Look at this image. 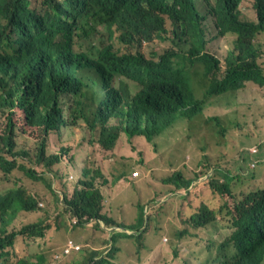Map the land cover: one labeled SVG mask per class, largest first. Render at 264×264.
<instances>
[{
  "label": "trees",
  "instance_id": "trees-1",
  "mask_svg": "<svg viewBox=\"0 0 264 264\" xmlns=\"http://www.w3.org/2000/svg\"><path fill=\"white\" fill-rule=\"evenodd\" d=\"M171 1L174 7L168 6V0H63L62 4L45 0L48 12L41 16L28 12L25 0H0V22L6 21V26L0 25V96L7 91L10 106H14L15 99L19 108L24 111L28 124L43 127L45 132L58 130L64 124L62 106L69 100H74L75 107H71L69 103L68 106L74 109L76 126L83 123L91 131L99 130L101 138L97 143L102 149L113 151L121 140V135L126 136L129 141L141 137L144 124L150 126L145 135L146 141L154 143L152 135L157 125L166 128L178 116H193L201 112L208 102L228 94L262 93L264 66L261 58L264 53L261 57L257 55L256 39L264 37V0H253L255 23L240 21L241 12L236 11L237 4L234 0L218 1V17L212 14L215 19L218 18L216 29H220L216 40L225 36L232 38L228 43L229 53L225 63L210 56L204 66L208 86L203 100H193L190 97L183 82L172 76L168 60L155 65L154 61L139 56L117 58L110 49L102 52L97 60L73 54L74 35L85 32L86 29H94L97 25L108 28L117 26L126 44L135 40H151L165 32L161 26L164 21L158 13L174 14L177 18L178 23L175 25L182 32L177 33V28L173 31L176 42L191 44L198 50L206 51L207 44L201 25L204 18L190 16L186 20L183 13L191 11L190 1ZM175 7H180L182 13L177 12ZM116 75L139 82L144 90L136 98L127 99L114 86ZM84 80H88L93 86L99 84L93 90L92 98L83 92L86 87ZM190 103V108H186ZM114 119L121 122L115 123ZM109 121L111 123L108 124ZM260 147L259 149H263L264 145ZM10 153L12 156L18 154L15 149ZM249 157L251 160H261L264 152ZM60 158L58 154L47 156L53 165L59 164ZM235 164L236 173L243 171L244 166L239 161ZM212 167V177L207 183L200 184L206 199L186 204L180 213L181 218L193 228L204 226L209 218H217V213L208 207L207 201L218 194L220 201L226 202L217 209L218 218H233V232L221 245V249L231 247L236 251L228 264H264V193L258 197L245 195L240 200L229 186L233 166L226 172L220 167ZM85 168L89 169L91 176L85 175V169H82L83 178L79 183L84 187L76 184L64 192L63 206L66 209L73 208L78 215L99 216L104 209L102 189L95 182L92 169ZM12 172V162L2 161L0 257L4 256L15 264H50L52 254L49 255L48 251L33 255L35 249L30 250L28 246L19 253L13 251L18 236L44 237L47 227H43V220L39 216L31 218L38 219L37 223L24 226L19 231L9 233L8 228L14 217L24 211L23 206L32 205L36 211L40 207L44 210L42 215H45L49 208L56 205L54 202L60 201L58 195L44 179L45 194H36L23 187L14 188ZM133 172L135 171L131 173ZM24 174L34 181H42L36 176L31 177V171H25ZM175 177L165 182H175ZM191 182L192 180H184V191L194 197L196 189L189 191ZM32 189L41 190L38 186ZM49 196L53 199L51 204L46 202V197ZM148 209V205L136 207L141 215L139 222L143 221ZM151 216L148 213L147 221ZM146 225L136 226L139 236L138 264H143L144 259L152 254V248L144 236ZM117 226L126 227L124 224ZM176 246L177 242H172L170 247L158 253L157 259L151 264H180L182 256L175 252ZM145 252L149 253L148 257ZM110 258L114 260V254ZM109 264H113L112 261Z\"/></svg>",
  "mask_w": 264,
  "mask_h": 264
},
{
  "label": "rangeland",
  "instance_id": "rangeland-1",
  "mask_svg": "<svg viewBox=\"0 0 264 264\" xmlns=\"http://www.w3.org/2000/svg\"><path fill=\"white\" fill-rule=\"evenodd\" d=\"M30 2L32 9L39 6V0H30ZM211 3L214 6L216 0H211ZM199 10L204 17L201 25L207 44L206 53L223 64L228 57V43L232 37L225 36L216 40L220 34V29H216L218 18L209 16L201 6ZM240 11L241 22H256L251 1L245 0L240 6ZM165 20L166 22L161 24L167 33L164 36L165 40H155L151 44L143 45L140 50L148 60L157 61L167 51H179L173 37V31L177 26L167 17ZM180 32H182L181 29L177 28V33ZM98 40V42L105 41L106 37L100 35ZM111 43L120 55L135 53L134 49L119 43L117 34ZM256 44L257 55L261 57L264 53V37L260 36L256 39ZM76 50L80 51V48L77 47ZM261 61L264 66V56ZM184 67L190 76V86L193 93L195 92L196 100H203L208 86L204 77V66L197 61L193 63L187 61ZM114 86L125 96H132L138 91L136 85L123 79H116ZM262 91V93L249 95L228 94L205 104L200 114L190 117L178 116L166 128L157 125L152 135L154 143L150 145L143 138L129 141L122 136L115 150L106 151L97 144L98 138L101 137L99 130L91 131L83 123L77 128H68L58 135H51L45 142L46 153L50 157L61 155V163L53 167V172L58 179L55 180L57 184H53L52 189H55L60 199L64 191H69L76 186L77 177L83 168L85 175L91 176L89 169L85 168L90 167L95 182L102 189L104 212L109 213L112 209L116 220L130 223L133 227L139 224L145 226L147 216L144 215L143 221L139 222L141 215L136 211V207L149 206L147 212L152 214L149 219L152 220V227L156 234L148 240L151 248L161 246L162 239L167 237V243H169H166L167 246L170 247L172 242H177L175 252L182 255L180 264H222L223 262L228 264L227 261L236 254V251L231 247L221 249V245L232 233L233 218L219 219L217 211L226 202L220 201L219 195L214 194L215 198L208 200L207 205L209 208L216 207V222L204 229H195L181 218L180 213L186 204L193 200L200 202L206 199L200 183L194 182L197 183L193 186L196 189L194 197L189 196L188 193L182 196L173 195L172 198L168 195L178 190L177 184L180 182L178 174L183 180H198L210 174L212 177L214 169L212 166L220 167L224 172L232 163L233 168L230 171L234 178L229 182V186L240 200L245 195L252 194L258 197L264 193V157L261 160H251L249 157L261 151L264 152V148L259 149L261 145H264V88ZM14 113L10 119L16 127L15 152L21 154L18 160L26 168H32L36 177L40 178L39 174H43L44 168L36 160V154L43 142V137L38 130L25 127L24 118L20 112L15 110ZM8 114L7 108H0V135H3L8 126ZM6 157L10 158L9 155ZM237 161L244 166V179L236 174ZM253 161L257 162L254 166ZM136 170L141 172V179L135 183L130 176L131 172ZM12 174L14 187L23 183L21 186L30 192L45 194L43 183L28 179L20 170H15ZM253 174L254 177L250 178ZM70 175L76 178L70 181L68 179ZM172 176H176V181L165 183V180ZM45 182L50 185V178H46ZM30 186H38L41 190L30 189ZM180 188H183L182 184ZM1 193L3 190H0ZM165 198L169 200L159 205L156 203L157 200ZM46 202L53 203L51 196L46 197ZM54 204L56 205L49 208L45 215H42L44 210L40 207L38 212L28 215L31 218L39 216L43 220V227H53L49 231L51 240L49 244L54 245V249L60 246L63 250L68 239L80 241L79 237L82 234L89 235L92 240H95L98 231L107 232V230H97L95 226L78 224L60 201ZM119 206L125 207L123 210L116 211L115 208ZM223 212L225 213L226 210ZM31 218H24L25 224L38 222V219L31 220ZM20 228L19 226L12 230ZM39 241L40 239L36 240L33 255L42 251ZM144 254L146 257L149 256L147 252ZM68 258L70 259L71 256L69 255ZM127 264H137V260L129 258Z\"/></svg>",
  "mask_w": 264,
  "mask_h": 264
},
{
  "label": "clouds",
  "instance_id": "clouds-1",
  "mask_svg": "<svg viewBox=\"0 0 264 264\" xmlns=\"http://www.w3.org/2000/svg\"><path fill=\"white\" fill-rule=\"evenodd\" d=\"M9 1H14V0H9ZM54 1L58 4H62V2H63V0H54ZM189 1H190L192 9L189 13H183V17L186 20L190 16L202 17V13L199 10V6H201L207 12V14L209 16L214 14L215 16L218 17V10H219L218 1L219 0H216V3L214 6L212 5L211 0H189ZM244 1L245 0H243V1L234 0V2L237 4L236 11H240V6ZM249 1H251L253 3V9H254V1L253 0H249ZM25 2L27 3V11L30 13H35L37 15L43 16L46 12H48V8L45 4V0H39V6L35 9H32V4H31L30 0H25ZM167 3H168L169 7H172V6L174 7L173 1L168 0ZM175 8H176L177 12L182 13V10L180 7H175ZM158 15L164 22H166L165 18L167 17L172 22V24L175 25V23H178L176 20L177 18L175 17L174 14L158 13ZM0 25L2 27L6 26V21H4V20L1 21ZM164 31H165L164 33H160L159 35L154 36L151 40H135L133 42L126 44L123 42L122 33L119 31L117 26L114 25V26L108 28L105 25H97L94 27V29H86L85 32H77V34L74 35L73 41H72V52L74 55H77V56H86L91 60H97L102 52H104L107 49H110L112 54H114L117 58L139 56L145 60H148L141 53L140 50L142 49L143 45L151 44L155 40L164 41L165 40L164 36L167 34L165 29H164ZM116 34L118 35L119 43L124 47H129V48L134 49L135 50L134 54L133 53H127V54L120 55L115 50V48L111 42L113 41L114 36ZM100 35L102 37H106V40L98 42L99 41L98 37ZM57 43H58V41H57ZM86 45H87V47H86ZM176 46L179 48V51H167L163 56L159 57L157 61H155V60H152V61L155 62V65H160L164 61L168 60L169 64H170L172 76L175 79L183 82V84L185 85L190 97H192L193 100L197 99L194 95L195 92L193 93V91L191 89V86H190L191 79H190V76L188 75L187 71L185 70L184 63L187 61H189L190 63L197 61L200 64H202L203 66H205L208 58H210V55L207 54L206 51L198 50L196 47H194L191 44L176 42ZM77 47L80 48V51L76 50ZM187 47H189V48H187ZM114 78H115V80L116 79L126 80L128 82L133 83L134 85H136L138 87V91L135 94H133L132 96H127L130 99L136 98L144 90L143 85H141L139 82L134 81L128 77L116 75V76H114ZM83 83L86 86L83 89L84 94H86L89 98H92V96H91L92 92H93V90H95L99 87V84L97 83L96 86H93V84L91 82H89L88 80H84ZM6 92L0 96V108H7L9 111L8 126L5 130V132L3 133V135H0V164H2V161H11L12 165H13V171H15V170H20L22 172L31 171L32 172L31 177L36 176V173L34 172V170H32V168H26L24 166V164H21V162L18 160V157L21 154L18 153V154H15L14 156H12V154L10 153V151L12 149L16 148V141H15L16 127L12 123L10 117H13L15 114L14 111L17 110L18 112H20L23 115L25 127L28 129L38 130L43 137V142H42V144H41V146H40V148L36 154V160L44 168L43 174H39V176H40L41 180L44 179V182H45L46 178L49 177L51 180L50 184L52 185V188H53V184H57L55 180L58 179V177L53 172V167L55 165H53L47 159L48 155L46 153L45 142H46L47 137H50L51 135H58L61 131L67 130L68 128H77V126H76L77 120L75 119V114L73 112L74 109L70 108L68 106V103H69L71 105V107H75L74 100H69L67 103H65L62 106L64 124L58 130H50L48 132H45V129L43 127L31 126L28 124L24 111L19 108L15 99H14V106L13 107L10 106ZM191 104L192 103H190L186 108H190ZM114 122L120 123L121 121L118 119H114ZM109 123H111V121H109L108 124ZM149 129H150V126H147L146 124H144L142 126L143 133L140 134L141 137H136V138H143L148 145H150V143L146 141L145 135ZM122 136H124V135H121L120 138H122ZM124 137H126V136H124ZM100 138H98V139H100ZM136 138H134V139H136ZM131 141H133V139ZM6 155H9L10 158L6 157ZM25 155H27V154H25ZM58 155L61 156L60 154H58ZM59 164H56V165H59ZM256 164H257V162L253 161V166ZM232 166H233V163L231 164V166L226 171L230 170ZM226 171H224V172H226ZM236 174H237V176L244 179L243 178V171H239ZM130 177H131V180L133 182L134 181L138 182V180L141 179V172L139 170H137V171L131 173ZM210 177H211V174L209 176L200 177L198 180H192V182H191L192 186H191L189 191H191L193 189V186L196 185L197 183H200V184L206 183ZM252 177H254V174L252 176H250V178H252ZM75 178L76 177L74 175H70L68 179L70 181H72ZM82 178H83V174H82V170H81V173L77 177V181H76V184H78L80 187H84L83 185H81L79 183L80 180H82ZM233 178H234V176L231 177V181L233 180ZM28 179H30V178H28ZM169 179H171V178H169ZM178 179L180 180L179 184H177L178 190H174L173 193L169 194L168 197L170 196V198H172L173 195L182 196L185 193H188V192L184 191V189H185L184 183H183L184 180L181 179L180 174H178ZM247 179H249V178H247ZM30 180H32V179H30ZM32 181H34V180H32ZM35 182H38V181H35ZM194 182H197V183H194ZM40 183H43V180ZM165 183H167V182H165ZM22 184L23 183H20V185H17L14 188L22 187L21 186ZM181 184H182L183 188H180ZM33 187L34 186H30L29 188L32 189ZM64 192L61 194L62 197L59 199L61 205H64V203H63ZM167 200H169V198L157 200L156 203L159 205V204L166 202ZM121 207L122 206H119L117 208L119 209ZM117 208H115V209H117ZM104 209H105V207H104ZM104 209L101 213H99V216H90L87 214L78 215L73 210V208L67 209L78 224H83V225L89 226V227L95 226L96 229L98 228L97 230H107V232L98 231V234L103 233V238H102L101 242H99V243H95L94 240H92L91 237L89 235H87L90 238V241H85V242L77 241L76 242L72 239H68L63 250H61L60 246L58 249H54V245L49 244V242L51 241L49 238V231L53 227H47L46 226L47 229L44 232L45 235L43 238H33V237H29V236H18L15 239L13 251L15 253H19L24 248H26L27 246L29 247L30 250H33V249H35L36 240L40 239V241L38 243L41 245V250L42 251H48L52 254V262L50 264H109V261H112L113 264H122L121 260H120L119 253L121 251L120 243L123 239H129V240L133 241L135 248L138 250L137 238L139 236H138V233L136 230V226L133 227L132 225H126L124 223H118V221L113 217L114 211L111 209L109 213H106V212H104ZM210 209L215 211L216 207L214 206L213 208H210ZM23 210L24 211L19 212L14 217V219L12 220V223H11L10 227L8 228L9 233L12 231H19L22 227L30 225V223L25 224L26 222H24V218H27V217L31 218L30 216H28L29 214H35L36 212L39 211V210L36 211L32 205H29L27 207L23 206ZM144 215L147 216L148 212H146ZM209 220H210V218L208 219V222L204 226H197L195 229H204V228L210 226L211 224H213L214 222H216L217 218L212 217V219L210 221ZM117 224H124L126 227H118ZM19 226L21 227L19 230H12L13 228L19 227ZM146 226H147V228L144 232V236H145L146 240L148 241V237L152 233L154 234V236L156 234L154 233V230L152 227V220L149 219L147 221ZM109 229H113V230L116 229L117 230V232H114L112 234L111 238H109V234H110ZM232 232H233V230H232ZM167 241H168V238L165 237L161 241L162 242L161 246L159 245L158 248H156V247L152 248L151 249L152 254L150 257L154 256V254H155L154 250L157 249V251L159 253L161 250H164L166 247H168L166 245ZM167 244H169V243H167ZM156 245L157 244H155V246ZM111 254H114V256H115L114 260H112L110 258ZM69 255L71 256L70 259L68 258ZM180 255H181V253H180ZM229 261L230 260H228L227 263ZM0 264H15V262H11L10 259L2 256V257H0ZM222 264H224V262Z\"/></svg>",
  "mask_w": 264,
  "mask_h": 264
},
{
  "label": "crops",
  "instance_id": "crops-1",
  "mask_svg": "<svg viewBox=\"0 0 264 264\" xmlns=\"http://www.w3.org/2000/svg\"><path fill=\"white\" fill-rule=\"evenodd\" d=\"M134 182H137V181H134ZM112 194H114V193L112 192ZM124 207L125 206H122L121 208H119V209L117 208V209L118 210H123ZM117 209H116V211H117ZM118 223H124L126 225H131L130 223H127V222H124V221H118ZM109 231H110L109 238H111V236H112V234L114 232H117L116 229H114V230L113 229H109ZM153 236H154V234L152 233L148 237V240H149L150 237H153ZM79 238H80L81 242L90 241V238L87 235H85V234H82ZM102 238H103V233H100V234H98L96 236V239L94 240V242L95 243H99V242H101ZM120 248H121V251L119 253V256H120V260H121L122 264H127L129 258H133V259L135 258L137 260V264H138L139 251L135 248L133 241H131L129 239H123L121 241V243H120ZM154 252H155L154 256L149 257L147 259H144L143 264H151L152 262L155 261V259H157V257H158L157 249L154 250Z\"/></svg>",
  "mask_w": 264,
  "mask_h": 264
}]
</instances>
